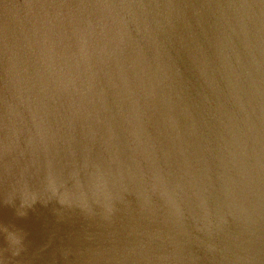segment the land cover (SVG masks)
Listing matches in <instances>:
<instances>
[{
    "label": "water",
    "instance_id": "1",
    "mask_svg": "<svg viewBox=\"0 0 264 264\" xmlns=\"http://www.w3.org/2000/svg\"><path fill=\"white\" fill-rule=\"evenodd\" d=\"M0 264H264V0H0Z\"/></svg>",
    "mask_w": 264,
    "mask_h": 264
},
{
    "label": "clouds",
    "instance_id": "2",
    "mask_svg": "<svg viewBox=\"0 0 264 264\" xmlns=\"http://www.w3.org/2000/svg\"><path fill=\"white\" fill-rule=\"evenodd\" d=\"M47 187L51 192L55 193L57 196L58 190H57L56 186L51 181L48 182ZM57 197H59V196H57ZM56 201L58 204H60V201L58 198L56 199ZM61 206H63V205H61ZM21 208H22V205H21ZM27 208H30V207L23 208L24 209L23 211H17L16 215L18 217H21V218L26 216V214H27L26 209ZM3 235H4L5 243L8 247V249L14 251V254L18 255L19 252L22 251L24 248V240L26 238V233H23V231L19 230V229L9 230L7 227H5L3 229Z\"/></svg>",
    "mask_w": 264,
    "mask_h": 264
}]
</instances>
